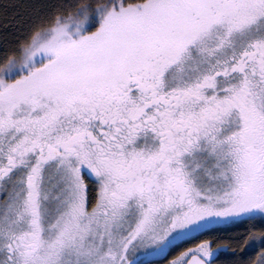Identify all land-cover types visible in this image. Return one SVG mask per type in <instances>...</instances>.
I'll list each match as a JSON object with an SVG mask.
<instances>
[{"label":"snow or ice","instance_id":"snow-or-ice-1","mask_svg":"<svg viewBox=\"0 0 264 264\" xmlns=\"http://www.w3.org/2000/svg\"><path fill=\"white\" fill-rule=\"evenodd\" d=\"M0 264H264V0H0Z\"/></svg>","mask_w":264,"mask_h":264}]
</instances>
